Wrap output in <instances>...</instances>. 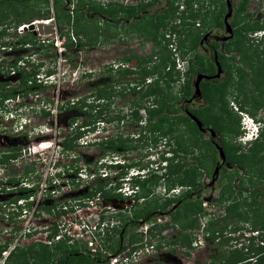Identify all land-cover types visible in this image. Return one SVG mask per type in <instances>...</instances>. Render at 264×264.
Masks as SVG:
<instances>
[{"label":"rangeland","instance_id":"rangeland-1","mask_svg":"<svg viewBox=\"0 0 264 264\" xmlns=\"http://www.w3.org/2000/svg\"><path fill=\"white\" fill-rule=\"evenodd\" d=\"M83 1L85 0H63V6L64 8H68V12L71 13L74 11L77 5ZM145 1L146 0H96V2H98L100 5H108V2H118L121 5H134L137 2ZM162 1L163 0H158L157 3L148 6L146 13L160 8L163 4ZM18 2H20V6L17 3L16 8L18 9V14L21 16V18L25 17L26 15L29 16L28 11H32L36 7L40 8L41 11L44 10V4L39 0H19ZM206 2L205 0L203 1V3L201 1H197L196 4L197 6L206 5L208 9L213 8L215 10H220L221 15H223L222 13L225 11L222 6L223 0H209V4H206ZM50 3L51 0H48L47 7H49V9L47 19L48 24L52 26V32L49 34L41 33L42 35H39L38 33L34 34L35 42H37V40H44L42 43L43 46L41 48H38L37 44L31 47L19 46L18 40L21 35L17 33L18 26H23L24 24L28 23L17 24L15 22H8L7 20H0V70H2V73H0V82L7 81L9 83L7 84V86H0V94L9 93L14 95L19 94L21 96V92L24 91V87H17V71L13 70V74L9 73L10 62L13 60L17 59L18 64L21 62L20 60H25V62L23 63V68H25V70H37L38 76H35H37L38 79L41 78L42 80L39 83L40 85H34L31 89L27 90V93L29 94H23H27V96L23 98V102H25L28 106V109L25 111V113L26 116L29 117V123L26 125V127L21 131L16 132L14 131L10 122L3 123L0 126V151L2 150V153L6 154L5 157L2 156L3 154L0 155V163L5 162L6 160L13 159L19 162L21 165L25 166L26 171L31 169L28 161H35L36 159L48 160V158H50V160L53 161L58 160L59 162L62 161L64 163H76L78 166L77 173L81 174L80 184L77 187L73 186L67 190L60 189V191H63L61 193V196L64 197V195H66L76 198L77 195L84 192L87 187L98 183L101 184L102 193L105 192L104 194H106L109 192L108 194H111V196L106 198L105 195L102 196V193H97L101 197L100 200L102 202L96 201V205L92 204V202H89L90 205L93 206H100L101 204H104V206H108V211L105 212L104 219L110 231L108 233L105 232L106 235L104 238L103 236L101 237L102 244H104L106 248L110 247L113 241L116 239V226H121V224L125 222L129 223V220L133 219L134 212L141 210L146 214L148 213V217H141V219H137V221L132 222L131 224L129 223V225L126 227V231L128 232V234L131 232L139 234L138 230H142L145 224L149 226L152 222H157V218L160 219V223H168V225H166L162 229H159L155 224L151 227L152 231L150 232V235H146L143 238L141 236V239H138L136 241H141V244L147 243L148 241L152 244H154L155 241L161 242L159 248H162V250H158L155 253L153 252L150 255H142V258L139 261L141 264H209L211 257H215V255H218L220 252L227 253V250H230L229 255L236 256L235 258H238V251H234L235 249L233 248L234 246H236L237 248L239 240L236 239L237 242L235 243L233 238L235 236L239 237L240 234L242 236L243 233H241V230L249 227L251 228L253 220H263L264 206L256 207L255 209H253L252 217L248 221H236L234 214L228 217L227 220H220V222L219 220L209 221V219L212 218V215L208 216L209 213H212L214 216L221 214L223 208L225 209V206L229 205L230 203L231 205L234 204L233 210L237 209L247 211L248 206H239V208L235 203H243V201H249L252 203L253 196H256L255 199L258 202L264 203V179L262 180L261 178H258V169L262 168V163L256 164L257 158L262 156V154L264 153V133H262V135H260L256 141L246 142L245 139L242 138V130L240 128L241 117L236 111V109L240 108H238V104L232 98V96H235V94L238 92L237 82L235 80H232L233 82L223 89V101L225 104L224 106L229 111L227 120L231 125H234V131L227 132L225 130L221 131L220 133L218 132L216 138L220 142L222 141L224 143V148L229 153H232L233 158H240L241 162H243L244 164L242 167H240L239 170L224 169L220 171V173L218 172L219 174H217L216 171V179L213 180L214 182H211V170L213 169L214 165L213 158H210V156L208 155L203 156V152L200 153V160L202 162V165L200 166L201 176L198 180L199 182L197 186H195L187 196V201L191 202H194L197 199H199L200 201H203V199L209 201L207 203L209 209L204 208L203 212L202 208L200 213H198V230H185L178 225H173L170 221V216L167 213L161 214L160 212L162 211L160 209L153 210L152 206L156 204L158 205L163 202L162 200L165 196V190L167 192V195L171 197V194H179L184 188L183 186L177 184L170 185V182L166 179L164 181L160 180L157 184L150 186V189L148 191L141 192V194L139 195L137 193L136 197H138L139 202L133 203L131 208L122 211L120 208H123L122 206L125 203L130 202V200H127L129 196L127 198L126 196L124 197L123 194L117 193V186L123 187L128 185V181L126 180V178H129V174L136 173L137 168H124L122 166L107 168L105 167V165L114 160L119 163L134 161L138 162L141 166L146 165V167L142 171H138L139 174H142L135 177V179H140L144 175H146L147 171H150L151 168H156V163L162 155H171V152H168V148L171 145L168 146L163 142L166 136L158 139L156 145H151L149 143V137H147V135H139L140 140L137 141L135 139L137 137V126L135 124L131 125L129 123V119H125L124 121L118 122L117 124L114 122L107 123L103 121L95 123L94 129L91 131H84V133L77 139L78 141H76V146L69 151H61L58 147V144L59 140L62 139V136L70 131L68 123L72 121L74 126L75 123L78 124L85 117L84 114L78 112L76 109H74V107L70 106L72 100L74 102L79 98H84L85 105L84 107H82L84 109L87 105H95L96 103H98V101H101L94 94V88L98 84L101 85L105 82L114 84L115 81H119L121 83L130 77V75L128 76V78L120 77L117 75L114 76L113 80H109L106 76L109 68H115V65L118 63L120 58H124L126 64L132 65V61L126 59L128 57V53L133 51L138 55L144 54L149 50V42L144 40L138 32H124L122 26L117 25L116 30L118 28L119 29L117 30L115 36L109 37L106 40H102V33H100L101 31H97L99 42L94 43V45H89L84 42L86 40V37H84V35L81 34L82 38L81 35H78V37H71L70 33H68V30L70 28L69 25L59 24L54 20ZM238 3L239 0L231 1V14L229 17H227L228 22L232 19L234 7H236ZM261 7L262 0H248L245 10L247 12H251L254 19L256 18L260 20L263 19L261 18V15L264 14V11L263 9H261ZM30 16H32L33 19L31 22H33L34 20H40L36 19L33 15ZM90 16V18H92V22L94 20L98 28L101 29L102 27L106 26L105 23L103 24V22L101 21V18L97 17L94 19L92 14H90ZM11 18L12 16L9 17V20H11ZM195 21L199 22V19L196 18ZM262 22L264 23V21ZM112 26V23L108 25L107 33L113 30ZM25 30L26 29H24V31ZM207 32H209L208 34L217 35L225 33L222 27H219V25L217 26V28L215 26H212L206 31V33ZM249 34L250 35H247L249 38L253 37L252 40L249 41V43L254 44L252 45V47L254 46L253 48H255L254 51L260 53L263 48L261 44L257 43L260 33L255 32L254 34L250 32ZM67 35L69 36V39H67ZM104 35H106V32H104ZM77 38H80V43L83 44H79ZM46 39L48 41L51 40L52 45L45 47V45L47 44ZM175 41V38L174 41L169 40V42H172L173 47H175ZM172 46L169 49L171 52V56L174 57L175 69L179 71L180 76L179 82L177 81L174 84V89L179 90L178 85L181 84V80L184 77V71L186 70L188 63V56H191V52H186L184 51V49H181L179 47L174 51L172 50ZM196 50L200 54V56H202L200 59L202 63H204L205 60L210 57V51H204L199 46ZM182 51L184 53H181ZM196 66L197 65H195L194 67ZM45 72H49L50 76H44ZM88 72H90V75L85 76V74H88ZM195 75L196 72L192 73L190 76L189 81L191 86ZM133 76L137 77L136 75ZM137 78H139V76ZM252 87L253 86L250 85V87H248L246 90L249 92L252 91L255 94V88L252 89ZM33 94H37L38 97H36L37 95ZM237 94H239V92ZM134 96L135 92H132V94H128L124 98L117 95L115 96L114 92L110 93V98L108 99L110 103L109 113L113 114L114 111H121L124 114L125 109L128 105V101L131 100ZM258 96H263L262 90L259 92ZM148 100L150 101L149 98ZM231 100H233L234 102L230 103ZM183 102L184 101L181 100V102L178 104L180 111L183 105L185 107L188 106L196 108L205 104L203 99L197 98H192V103H189V101H187L188 104H183ZM259 109H257L256 112L258 110L264 112V102ZM203 110L205 112L203 113L205 116L213 117L207 108H204ZM242 110L243 112H247V109ZM140 112L141 115H143V112L141 110ZM70 135L71 133L68 136ZM104 138H111V140H115L118 143L123 142L125 144H128V142H130V147L129 149H123L120 146L109 147L105 145L103 146L104 150L102 151L101 146L95 143H91L94 141L97 142L98 140H102ZM205 138H207L206 133H204L200 137L201 140H205ZM169 140L170 142L172 141V139ZM200 148L204 150L203 145ZM240 154L248 155V157L244 158ZM7 156L9 158H7ZM112 156H115L114 159H112ZM214 156L218 161L219 158L217 157L216 153ZM190 160V155H185L183 162H189ZM252 163L254 164L248 168V164ZM160 164H163V162L161 161ZM5 165L6 167L0 168H3L4 171L7 170L8 174H14L16 172L22 171V168L11 169L9 161ZM86 173L93 174L94 177L90 178V176H87ZM222 174L223 176L221 177ZM132 184H134L133 180H129V185L131 186ZM167 189L169 191H167ZM172 189H178V191L173 193ZM229 189L232 190V193H230V198L226 200L224 198H220V196L226 197L227 193H229ZM128 191H126V193ZM97 194H95L94 196H96ZM0 196V206H2V201L7 200L5 199L6 197H12L13 195H11L10 193H6ZM40 204L38 205L41 207ZM180 206L181 205L175 208L176 212L180 211ZM211 208L213 210L208 211ZM94 210L95 209L90 208L87 211H84V215L93 216L95 213ZM188 211L190 210L188 209ZM43 213L46 212L44 211ZM248 214L250 216V210L248 211ZM48 216L54 218L56 215L34 214L29 218L31 219V226L36 228L51 226L52 219L47 218ZM163 216H165V219L167 218L166 221L164 220ZM26 218H28V215H26ZM21 221V219H15L14 216H12L11 220H5L0 217V230H5L4 234L0 233V244L8 240V248L12 249L14 246L24 247L31 243L38 242L36 239L42 238V235H36L34 233H29V235L24 234L21 235V237H18V235L21 234L20 228L21 226H23V222ZM210 222L211 227H217L218 225L228 223L224 229H218L217 227L218 231L216 232H219L221 234H218L220 238L218 241L219 243L217 242L218 245L210 240V238L212 239L214 237V233L211 234L210 231L206 229ZM256 226V228H259L258 224ZM11 228H17L18 230L16 233L8 232ZM179 228L184 231H181ZM232 228H235L236 231L234 230L233 232H231ZM162 230L167 231L163 233ZM183 232L190 234L191 238L189 240L191 247L186 246L183 241L177 239L178 236ZM200 233H202L201 237ZM156 234H159L160 236L158 237ZM197 234L200 237L198 241H196V238H194V235ZM230 234L233 235L231 236ZM183 235L184 233L181 236ZM225 238L226 240L223 241V239ZM125 241L126 239L124 238L122 244H124ZM194 242L197 243L195 246L193 245ZM243 245L245 244L243 243ZM124 247L123 250L125 253H127L128 251H126ZM33 248L37 247L34 246ZM77 248L78 250H85L87 253L89 252L86 245L78 244ZM238 250L240 251L241 249L238 248ZM215 251H217V253ZM95 254H97V257L104 259L101 252H96ZM56 259L57 255L55 260ZM55 260L53 258L52 264L55 262ZM21 261L22 264H26L24 263L23 259H21ZM31 262L33 261L31 260Z\"/></svg>","mask_w":264,"mask_h":264},{"label":"trees","instance_id":"trees-1","mask_svg":"<svg viewBox=\"0 0 264 264\" xmlns=\"http://www.w3.org/2000/svg\"><path fill=\"white\" fill-rule=\"evenodd\" d=\"M18 1L0 0V20H7L8 22L10 21L19 24L31 22L33 19L30 15H33L36 19L48 18V0H39L44 4L43 11L36 7L32 11H28L29 16L26 15L22 18L18 14V9L16 8L17 3L20 6V2ZM197 1H201L203 3L204 0H183L185 8L179 13H177V4H174L175 0H163V4L160 8L149 13L141 12L147 10L148 6L157 3L158 0H146L145 2H137L134 5H121L118 2H108V5H100L96 2V0H85L78 4L71 13L68 12V8H64L63 0H51L50 3L54 20L59 24L69 25L70 28L68 33L73 34V36L78 37V35H84L87 40L84 42L89 45H94V43L99 42L97 31H101L102 40L115 36L117 33V25L116 23H113V21L115 22V20L119 17L130 18L138 15V18L134 17V20L128 24L122 23L120 25L125 32L136 31L144 40L150 42L151 46L149 53L144 55L130 53L129 57H134L137 61L136 69H120L110 67L106 76L109 80H113L114 76L117 75L120 77L132 75L131 78H129V81L136 83L139 82L141 85L136 83L129 84L126 82V85L124 84L119 86V81H113L114 84H110V82H105L101 85L98 84L94 88V94L101 101H98L95 105H87L85 109L82 108L85 105L84 98H79L74 102L72 100L70 106L74 107V109L78 112L84 114L85 117L78 124L75 123L74 126L72 121L68 123L70 131L62 136V139L59 140V145L62 149H73L76 146V141H78L77 139L84 133V131L93 130L95 123L99 121L107 123L114 122L117 124L125 119H129V123L131 125L135 124L137 126V137L135 139L138 141L140 140L139 135H147V137H149L148 141L151 145H156L158 139L166 136L167 139L165 138L163 142L168 146L171 145L168 148V152H171V155H162L156 163L155 169L151 168V170L147 171V174L142 178H136L133 180V183L139 188L138 195L141 194V192L148 191L150 186L157 184L160 180L164 181L166 179L170 182V185L177 184L183 186L184 188L179 194H176V196L173 195L171 197H164L162 203L158 205L156 204L152 206V208L153 210L160 209L162 212L167 213L170 216V221L173 225H178L185 230H194L199 226L197 214L201 211V201L199 199L194 202L187 201V196L194 189V187L197 186L199 182L198 180L201 176L200 166L202 165V162L200 160V153L203 152V156L208 155L210 158H214L215 155V150L211 141L207 139H200L202 133L197 130L194 122L190 120L186 114L182 113L178 107L182 98L189 97L191 94L192 86L189 81L191 74L194 72H209V65L207 61L205 60V62L202 63L200 60L202 56H200L196 50L198 42L201 40L203 34L212 26L221 25L220 10H215L213 8L208 9L206 5H199L195 10L192 8V3ZM247 1L248 0H241L238 5L234 7L233 12V24L239 23V19H237L239 16H242L243 18L245 17L243 19V32L239 29L235 31L236 38L233 41V48L238 50H241L242 47L245 50L250 49L251 45L245 47L242 45L243 42L241 41V38H244L246 33L245 30L254 31L263 27L262 22L254 19L251 12H246L245 7ZM208 2L209 0H207L206 4ZM90 14L93 15L94 19L97 18V14H103L110 22L103 21V24L105 23L106 26L100 29L96 26V22H94V20L92 22ZM10 16H12L11 20H9ZM196 18L199 19V22L197 21L198 25H195ZM110 23L113 25V30L107 33V27ZM104 32H106V35H104ZM167 33L174 34V38L177 41H175L176 49L179 47L184 49L186 52H191V56H188V63L187 68L184 71V77L182 78L181 84L178 85L179 90L174 89V84L177 81L179 82L180 76L179 71L175 69V63L168 47L170 38L165 37V34ZM67 39H69L68 35ZM77 41L79 44H83L80 43V38H77ZM18 43L20 45L28 43L29 47L34 46L35 44H37L38 48L43 46L40 41L37 40V42H35V35L31 31H25V33L20 36ZM46 43L45 47L52 45L51 40ZM253 47L252 49L255 50ZM181 53L184 52L182 51ZM249 58L251 65L253 58L258 59V54H250ZM126 59H128V57ZM257 62L258 63L255 65L257 67L255 69L256 71H252L254 75L248 76V79L246 80L244 78V83H248V87L253 84L257 90H262L263 93L264 63H260L259 61ZM12 64L14 65V63ZM195 65L197 66L194 67ZM36 73L37 70L18 69L19 80L17 87H24V91L21 92L22 94L27 93V90L37 84L34 81V75ZM48 73L49 72H45V74ZM89 73L90 72L85 74V76H89ZM133 75H136L137 77L139 76V78L134 77ZM147 77H150L151 80L146 83L145 79ZM26 81H29V84H27ZM226 83L227 79L217 84L207 80L201 81V86H199L205 104L202 107L190 109V112L201 121L203 126H210L214 131L219 133L225 130L227 132L234 131V125H231L227 120L229 111L226 110L223 101V89ZM132 91L135 92V96L129 100L127 111H125L124 114L121 111H114L113 114L109 113L110 103L108 99L110 98V93L114 92L115 96L126 97ZM3 94V96L10 95L9 93ZM261 104V100L255 99V101L251 103L253 112ZM204 108H207L213 117L205 116L203 114L205 113L203 110ZM140 110L143 112V115H141ZM70 133L71 135L68 136ZM169 139H172V141L170 142ZM91 143L101 146L102 151L104 150L103 146L105 145L109 147L120 146L123 149H129L130 147V142H128V144L123 142L118 143L115 140H111V138H104ZM202 145L204 150L200 148ZM221 146L226 156L227 153L224 148V144L221 143ZM185 155H190L191 160L189 162H183ZM243 157L247 158L248 155H243ZM263 159L264 153L256 160V164L262 163V168L258 169V178H261L262 180L264 179ZM161 161L163 162V165H160ZM229 161L237 162L241 167L244 164L241 162L240 158L230 159ZM253 164L254 163L248 164V168ZM116 166H122L124 168L136 167L137 169H144L146 167V165L141 166L138 162L134 161H127V163L122 165H105L107 168H114ZM222 176L223 175H221V177ZM97 193H102L101 184L99 183L87 187L84 192L79 194V197H93ZM104 193L105 192L102 193V196L105 195L106 198L111 196V194H108L109 192L106 194ZM230 193H232V190L229 189L227 196H220V198H224L226 200L230 198ZM255 197L256 196H253L252 203L249 201H243V203L234 202L238 207L248 206L247 211L237 209L233 210L234 204L231 205V203L226 205L224 216L218 218L217 220H219V222L220 220L225 221L233 214L235 215L236 221L250 220L253 209L264 206V203L258 202ZM11 199L12 198H10V200ZM179 205H181L180 211L176 212L175 208ZM188 209L190 211H188ZM249 210L251 211L250 216L248 214ZM141 217H148V213L146 214L141 210L134 212L133 219L129 221L135 222ZM227 224L228 223L218 225L217 227L218 229H224ZM257 224L259 227L258 229L264 233V218L262 221L253 220L250 229L256 228ZM166 225L167 224L160 225L159 229H162ZM217 227H211L210 222L206 229L212 234L218 231ZM232 230L234 231L235 228H232ZM183 233L184 235L181 236ZM183 233L180 234L177 239L183 241L186 246H189V239L191 236L189 233ZM134 240L137 241L138 237H135V234H130L129 241ZM225 240L226 238L223 239V241ZM7 246L8 240L0 244V259L1 252L6 249ZM34 246L37 248H33ZM72 247L74 249L76 246L72 245ZM110 247H112V245ZM66 248L67 247L62 240H58L50 245L34 242L24 247L15 246L9 250L8 254L0 264H22L21 259H23L26 264H52L53 258L55 260L56 255ZM234 249V251H238V258H235L236 256L229 255L230 250H227V253L220 252L218 255L216 254L217 256L215 255L211 262H216V264H264V244L254 247L250 242L246 246L245 251H243V246L240 248V251L238 248ZM31 260L33 262H31ZM82 260L83 259L79 258V256H73L71 264H96V260L90 259L89 263H84Z\"/></svg>","mask_w":264,"mask_h":264},{"label":"built area","instance_id":"built-area-1","mask_svg":"<svg viewBox=\"0 0 264 264\" xmlns=\"http://www.w3.org/2000/svg\"><path fill=\"white\" fill-rule=\"evenodd\" d=\"M174 4H177V13L183 11L185 8L183 0L175 1ZM192 8L195 10L196 8H198L196 2L192 3ZM25 25L27 24H24V26H18L17 33L19 35L24 34L25 31H29L25 28ZM195 25H198L197 21L195 22ZM24 29L26 30L24 31ZM70 36L72 37L73 34L70 33ZM165 37H169L170 40L174 41L173 33H167L165 34ZM43 41L44 40H40L41 43H43ZM19 46L29 47V44H19ZM171 46L172 42L168 44L169 48H171ZM172 50H174L173 46ZM20 61L21 62L19 64L17 63V59L10 62V74H13V70H16L18 73V69H25L23 68V63L25 62V60ZM12 63H14V65ZM0 73H2V70H0ZM37 73L35 75L38 76ZM35 75L34 81L35 83H37L35 86H37L40 85L39 83L42 80L41 78L38 79V77ZM44 76H50V74H44ZM26 83L29 84V81H26ZM7 84H9L7 81L0 82V86H7ZM27 94H21V96L19 94H10L7 96H3L4 94H0V126L3 123L10 122L14 131L16 132L21 131L26 127V125L29 123V117L26 116L25 113V111L28 109V106L25 102H23V98L26 97ZM36 97H38V95ZM58 147L61 151L71 150L62 149L59 144ZM8 161L11 165V169L22 168V171L16 172L14 174H8L7 170L4 171L3 168H0V195L6 193H10L11 195H13L12 197H6L5 199L7 200L4 199L5 201H2V206H0V217L5 220H11L12 216H14L15 219L22 220L21 222H23V226H21L20 228L21 234L18 235V237H21V235L24 234L29 235V233H34L36 235H42L41 239H36L41 244L50 245L54 242H57L58 240L64 241L66 246L75 245L77 247L78 244H83L86 245L87 249L89 250V252L87 253L89 256L95 258L97 257L96 255L99 254L95 253L101 252L103 254V257L108 260L109 264L130 263V261L132 259L137 258L141 252H149L151 250V246L146 245L143 248L144 250L136 251L132 253V255H127V253L125 252H121L120 254L114 255L110 248L107 249L105 245L102 244L101 237L103 236L104 238L106 235L105 232L108 233L110 231L104 219V214L108 211V206H104V204H101L100 206H93L89 203L92 202V204L96 205V201H101V197L98 194L93 197H79V195H77L76 198L69 197L66 195H64V197L61 196V193L63 191H60V189L67 190L70 189V187H77L80 184L81 174L77 173L78 166L76 163H64L62 161L59 162L58 160L53 161L50 160V158H48V160L36 159L35 161H28V164L30 165L31 169L26 171L25 166L21 165L19 162L13 159ZM6 163L7 162H1L0 167H6ZM86 175L90 176V178L94 177V175L90 173H86ZM136 188L137 186H134L133 190H131L130 188H127L125 186L123 190L118 188L117 191L120 194H123V196L125 197L128 195V193L134 191ZM126 191L128 192L126 193ZM176 191H178V189H172L173 193H175ZM166 196L167 192L165 190V197ZM10 198L12 199L10 200ZM208 202L209 201L206 199H203V201L200 202L201 209L203 208V212L204 208L209 209V206H207ZM38 204H40L41 207ZM90 208L95 209L94 215H84V211H87ZM212 210L213 209L211 208L208 211ZM44 211L46 213H43ZM34 214H52L56 216L54 218H51L49 216L47 217L52 219L51 226L36 228L31 226V219H29ZM224 214L225 209L223 208L221 214L214 216L212 213H209L208 216L212 215V218L210 219H218L224 216ZM26 215H28V218H26ZM164 217L165 216H163V218ZM166 219L164 218L165 221ZM162 223H160V219L157 218V222H152L149 226L145 224L144 228L142 230H138V232L142 237H145L147 235L148 228L151 225L156 224L157 226H160L162 225ZM17 230V228H11L8 232L16 233ZM4 231L0 230V233L4 234ZM162 231L163 233H165V231L167 230ZM156 235L159 236V234ZM218 240L219 237L215 239V241ZM238 240L239 242L237 248L240 249V247L243 246V250L245 251L246 246L250 242L253 244L254 247L263 245L264 233H262V231L258 228L250 229V231L248 232H243V235L239 237ZM234 241L235 243L237 242L236 239H234ZM243 243L245 245H243ZM194 244L195 242L193 243V245ZM8 247L9 246H7V248L1 252V261L5 258V256L10 250ZM234 248H236V246H234Z\"/></svg>","mask_w":264,"mask_h":264},{"label":"flooded vegetation","instance_id":"flooded-vegetation-1","mask_svg":"<svg viewBox=\"0 0 264 264\" xmlns=\"http://www.w3.org/2000/svg\"><path fill=\"white\" fill-rule=\"evenodd\" d=\"M231 1L232 0H223L222 6L225 9V11L222 13L223 15H221L222 18H223L224 14H225V12L227 10V2L230 4V7H231V5H232L231 4ZM240 1L241 0H239V2ZM263 7H264V0H262V7H261V9H263ZM245 9H246V7H245ZM146 11L147 10H144L141 13H146ZM263 11H264V9H263ZM96 16L98 18H101V21L102 22L103 21L110 22L109 19L106 18L103 14H97ZM134 17L135 18H138V15L137 16H132L130 18L119 17L117 20H115L114 23H116V25H119V26L122 23L128 24L129 22H131V21L134 20ZM222 18H221V25H219V27H222V29H223V31L225 33H222V34L217 35V34H208L209 32H207V34H206V32H205L204 34H206V35L205 36H202L201 40L198 42V46L199 47H201L204 51L207 50V51H210V53H211L210 54V57L206 60L207 63H208V65H209V72H203V73H197L196 72V74L208 75V76H211V77L209 79L201 78L199 80V82H198V87L200 85V82L203 81V80H207V81L213 82L214 84H217V83H220L223 80H226L227 79V83H226L225 87L228 86L229 84H231L233 82L232 80H235L237 82V87H238L239 94H237L238 93L237 92L235 94V96L234 95L232 96V98L238 104V108H240V109H236L237 113L240 115V113L243 112L242 109H245V110L247 109L246 110L247 111L246 113H248L250 115L257 116V117H260L263 120V124H264V112L263 111H259L260 110L259 108L263 105V102H264V90H263V96H258L260 91L257 90L254 87L253 84H252V86H253L252 89L255 88V94L252 91L251 92L247 91L246 89L248 88V85L249 84L248 83H244V78L246 80V79H248V76L254 75L252 71H256L255 69L257 67L255 65L258 63L257 61H259L260 63H264V23L262 22V21H264V14L261 15V18H263V19H260L259 20V19H256L255 18L259 22H262L263 27L260 28V29H258V30H254V31L245 30L246 31L245 36H244V38H241V41L243 42L242 45L244 47L245 46H249V45L252 46L254 44H250L249 41H251L253 37H250L249 38L247 35H250L249 34L250 32H252L254 34H255V32L256 33L259 32L260 34H259V38L257 40V43L258 44H261V46H263V48L260 51V53H257L256 51H254V49H252L251 46H250V49H247V50H245L243 47H242L241 50H238V49H234L233 48V41L236 38V32L235 31L237 29H239V30H241V32H243V29H242L243 24H244V20L243 19L245 17L243 18L242 16H239L237 18V19H239V23L238 24H233L232 23V19H231L228 22L230 24V32H227L225 30V28L223 26V23H222ZM215 27L217 28V26H215ZM117 30H116V32H117ZM132 32H134V31H132ZM38 34L40 35L41 33H38ZM150 46H151V43L149 42V46H148V49L149 50L146 51L144 54H148L149 53ZM175 49H176V46L174 47V51H175ZM130 53H134V52L132 51ZM130 53H128V59H129V61H132V63L134 65L133 64L132 65L126 64L125 59L124 58H120V60L118 61V63L115 65V68H120V69H124V68L136 69L137 61H136V59L134 57H129ZM253 53H257L258 54V59L253 58V60L251 61V65H250V62H249L250 58H249V56H250V54H253ZM144 54H140V55H144ZM172 58L174 60V57L173 56H172ZM244 73H245V76H244ZM128 76H126V77L128 78ZM131 76L129 78H131ZM129 78L126 79L125 81L121 82L119 84V86L120 85H124V84L126 85V82H128L129 84L136 83V82H130L129 81ZM150 80H151V78L150 77H147L145 79V82L147 83ZM136 84L141 85V83H139V82H137ZM240 86H241V88H240ZM192 87H193V83H192ZM199 91H200V89H199ZM132 92H134V91H132ZM132 92H130V94H132ZM192 95H193V90H191V94H190L189 97L182 98V100L184 101L183 104H186V103L188 104L187 101H189V103H192V98L203 99L202 98L201 91H200V96L199 97L192 96ZM237 95H239V96H237ZM119 97H121V96H119ZM223 97H224V93H223ZM255 99H259L262 102V104L257 108V109H259L257 112H256L257 109L254 110V112H253L252 105H251V103H253L255 101ZM234 101L231 100L230 103H233ZM199 107H202V106H199ZM193 108H195V107H188V106L185 107L183 105L182 108H181V112L184 113V114H186V115L189 113V114L195 116L194 114H192L190 112V109H193ZM125 111H127V108L125 109ZM201 127L203 128V130H198V129L197 130L199 132H201L202 135L204 133L207 134V138H205V140L207 139V140H210L211 141V143L213 144L215 153L217 154V157L219 158L218 161L216 160V157L215 156L213 158V164L214 165H213V169L211 170L210 181L212 182L213 180L216 179V177L212 178V173H213L214 168L216 166H217V174H219L220 171H222L224 169H226V170L238 169L239 170L241 166L237 162H230L229 161L230 159H235V158L232 157V153H229L225 149L226 150V153H227V155L225 156V154L223 152V148L221 146V143H223V142L222 141L220 142L216 138V135H217L218 132L217 131H214L210 126H203L202 123H201ZM218 147H220L221 150H222V152H223V155H224V160L223 161L220 160L219 152H218V149H217ZM0 152H1L0 155L3 154L2 156L5 157L6 154L2 153V150ZM240 155L243 156L244 154H240ZM7 158H9V157L7 156ZM5 162H8V160H6ZM218 169H219V171H218ZM217 177H218V175H217ZM162 213H164V212H162ZM145 218H147V217H145ZM129 223L131 224L132 222L129 221ZM129 223H123V224H121V226H119V225L116 226L117 227V228H115V231H117L116 232V235H115L116 236V239L111 244L112 247H108L107 249L110 248L111 251H112V253H114V255H116V254H120L121 252H124L123 247L125 245L124 248L126 249V251H128L127 252V255H132V253H134L136 251L144 250L143 248L146 245H150L151 246V250L150 251H152V252H141L139 254V256L137 258H135V259H132L130 261V263H124V264H141L139 261L142 258V255H146V254L150 255L153 252L155 253L158 250H162V248H159V245H160L161 242L155 241L154 244H152L151 242L149 243V241H148L147 243H142L141 244V241H139V242H136V240L129 241L130 234H135V237L137 236L138 239L140 237V235L138 236L137 233H132L131 232V233L128 234V232L126 231V227L129 225ZM124 238L126 239V241H125L124 244H122V241H123ZM215 239H216V237H215ZM215 239H213L212 241L216 245H218L217 242H215ZM66 247H67L66 249H63L62 251H60L57 254V259L55 260L56 263L54 262V264H71V261H72V257L73 256H79V258L83 259L82 262L84 261V263L85 262L86 263H89V261L91 259V260H96V264H109V262H107L105 258L104 259L103 258H99V257L92 258L91 256H89L87 254V252L85 250H78L77 247H75L73 249L72 246H66ZM215 252L217 253V251H215ZM213 258L214 257H211L210 261H212ZM213 263L216 264V262H213ZM213 263L210 262V264H213Z\"/></svg>","mask_w":264,"mask_h":264},{"label":"clouds","instance_id":"clouds-1","mask_svg":"<svg viewBox=\"0 0 264 264\" xmlns=\"http://www.w3.org/2000/svg\"><path fill=\"white\" fill-rule=\"evenodd\" d=\"M263 9H264V7H263ZM241 118H240V128H241V130H242V138H244L245 139V141L246 142H251V141H256L257 139H258V137L262 134V133H264V124H263V120L260 118V117H257V116H254V115H250V114H248V113H246V112H241L240 113V115H239ZM114 157L115 156H112V159H114ZM159 161V160H158ZM157 161V162H158ZM161 163V162H160ZM109 164H118V165H122V164H124L123 162H117L116 160H114V161H112V162H110ZM160 165H163V164H160ZM131 168V167H130ZM142 171L143 169H136V173H134V174H129V178H126V180L128 181V185H126V187L127 188H129L130 187V189L131 190H133V186H136L135 184H132L131 186L129 185V180L131 181V180H135V177H137V176H139L140 174H142V173H138V171ZM138 174V175H137ZM125 186H117V188H119V189H122L123 190V188H124ZM180 188H182V187H180ZM167 191H169L168 189H167ZM139 192V189H138V187L134 190V191H131L130 193H128V195L126 196L127 198H128V196H129V198L127 199V200H133V201H130V202H127V203H125L122 207L123 208H120L122 211H124L125 209H129V208H131V206L133 205V203H135V202H139V200H138V197H136V195H137V193ZM118 194H119V192H117ZM173 195H176V194H171V196H173ZM165 197V196H164ZM166 197H169L168 195L166 196ZM160 213H162V212H160ZM198 215V214H197ZM138 219H141V218H138ZM199 219V218H198ZM215 221V220H217V219H209V221ZM137 221V220H136ZM162 224H167L168 225V223H162ZM152 226H154V225H151L149 228H148V231H147V235H150V232L152 231ZM160 226H158V228H159ZM200 229H203V228H200ZM194 230H198V229H194ZM233 231V230H232ZM236 231V230H235ZM248 231H250V227L249 228H246V229H243V230H241V233H243V232H248ZM205 232H207V231H205ZM215 233H217V234H220L219 232H214V234ZM194 234H196V233H194ZM217 234H215L214 235V238L213 239H215V237L217 238V237H219ZM138 235H140V234H138ZM221 235V234H220ZM160 236V235H159ZM158 236V237H159ZM195 237L194 238H196V241H198L199 240V238L202 236V233H200V237H199V235L197 234V235H194ZM239 237H241V234H240V236ZM239 237L238 236H235L234 237V239H239ZM143 238V237H142ZM210 238V237H209ZM139 239H141V235H140V238ZM213 239H211L210 238V240L212 241ZM220 239V238H219ZM230 239V238H229ZM219 241V240H218ZM218 241H215V242H218ZM197 243H195L194 244V246L196 245ZM199 244V243H198ZM190 247H191V244L189 245ZM211 262V261H210ZM210 262H209V264H210ZM118 264H121V263H118Z\"/></svg>","mask_w":264,"mask_h":264},{"label":"water","instance_id":"water-1","mask_svg":"<svg viewBox=\"0 0 264 264\" xmlns=\"http://www.w3.org/2000/svg\"><path fill=\"white\" fill-rule=\"evenodd\" d=\"M230 14H231V7H230V4L227 2V10H226V12L222 18L223 26L227 32H230V24L227 21V17H229ZM25 28L28 29L29 31H31L33 34H35V33L48 34V33L52 32V26L50 24H42L41 22H36L35 24L29 22ZM206 34H204L203 36H205ZM210 77L211 76L202 75V74H196L195 75V79L193 81V95L192 96H196V97L200 96V91H199V87H198L199 80L201 78L209 79ZM187 115L194 122V124L196 125L198 130H203V128L201 127V122L195 116H193L189 113ZM217 149L219 152L220 160L223 161L224 160L223 152H222L220 147H218ZM216 171H217V166L214 168V171L212 173V178L216 177L215 176Z\"/></svg>","mask_w":264,"mask_h":264},{"label":"bare ground","instance_id":"bare-ground-1","mask_svg":"<svg viewBox=\"0 0 264 264\" xmlns=\"http://www.w3.org/2000/svg\"><path fill=\"white\" fill-rule=\"evenodd\" d=\"M36 22H41L42 24L44 23V24H48V20H42V19H40V20H34L33 22H31V23H33V24H35ZM24 26V25H23ZM27 25H25V27H26ZM44 34V33H43Z\"/></svg>","mask_w":264,"mask_h":264}]
</instances>
